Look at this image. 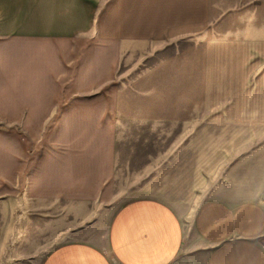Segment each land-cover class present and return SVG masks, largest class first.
I'll return each instance as SVG.
<instances>
[{
  "label": "rangeland",
  "instance_id": "374dc122",
  "mask_svg": "<svg viewBox=\"0 0 264 264\" xmlns=\"http://www.w3.org/2000/svg\"><path fill=\"white\" fill-rule=\"evenodd\" d=\"M116 84L90 97L114 111L84 124L83 157L73 125L58 134L70 143L42 145L34 173L0 199V264H42L70 241L107 250L114 214L134 198L169 203L190 229L204 201L264 196V0H211L206 23L124 52Z\"/></svg>",
  "mask_w": 264,
  "mask_h": 264
},
{
  "label": "crops",
  "instance_id": "0c3cea01",
  "mask_svg": "<svg viewBox=\"0 0 264 264\" xmlns=\"http://www.w3.org/2000/svg\"><path fill=\"white\" fill-rule=\"evenodd\" d=\"M210 16L211 0H0V199L34 173L42 145L56 154L59 143H70L58 134L73 133V125H81L83 157L84 124L114 111L90 97L117 95L124 52ZM53 164L49 175L59 174ZM76 169L84 174V166ZM107 242V250L63 243L42 264H264V196L204 201L190 229L169 203L134 198L114 214Z\"/></svg>",
  "mask_w": 264,
  "mask_h": 264
}]
</instances>
